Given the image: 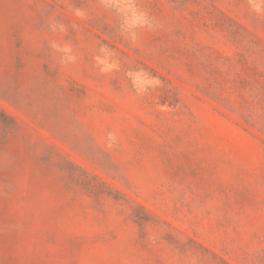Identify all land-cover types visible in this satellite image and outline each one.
I'll return each instance as SVG.
<instances>
[{"label":"rangeland","instance_id":"rangeland-1","mask_svg":"<svg viewBox=\"0 0 264 264\" xmlns=\"http://www.w3.org/2000/svg\"><path fill=\"white\" fill-rule=\"evenodd\" d=\"M0 264H264V0H0Z\"/></svg>","mask_w":264,"mask_h":264}]
</instances>
